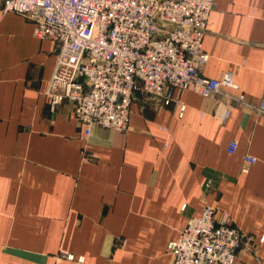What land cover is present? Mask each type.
<instances>
[{"label":"crops","instance_id":"1","mask_svg":"<svg viewBox=\"0 0 264 264\" xmlns=\"http://www.w3.org/2000/svg\"><path fill=\"white\" fill-rule=\"evenodd\" d=\"M202 48L203 75L237 89L138 92L127 131L87 134L46 93L59 47L0 0V264H172L168 243L206 206L255 237L242 264H264V0H215Z\"/></svg>","mask_w":264,"mask_h":264},{"label":"built area","instance_id":"2","mask_svg":"<svg viewBox=\"0 0 264 264\" xmlns=\"http://www.w3.org/2000/svg\"><path fill=\"white\" fill-rule=\"evenodd\" d=\"M215 0H2L34 24L39 39L58 47L47 95L54 108L64 100L89 134L92 125L127 131L139 92L169 105L175 91L202 96L237 89L234 76L206 77L209 54L203 37ZM239 101L245 96L240 94ZM180 114L185 105L178 102ZM264 112V97L260 105ZM229 113H227L228 116ZM234 140L228 151L237 150ZM256 161L246 157V166ZM264 239V237H263ZM255 237L233 225L226 212L206 206L171 240L172 264H242L241 251L257 254Z\"/></svg>","mask_w":264,"mask_h":264},{"label":"rangeland","instance_id":"3","mask_svg":"<svg viewBox=\"0 0 264 264\" xmlns=\"http://www.w3.org/2000/svg\"><path fill=\"white\" fill-rule=\"evenodd\" d=\"M256 249H258V245H256ZM249 252H251V253H255V252H253V251H249ZM255 255H257V254H255Z\"/></svg>","mask_w":264,"mask_h":264}]
</instances>
